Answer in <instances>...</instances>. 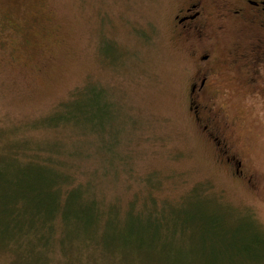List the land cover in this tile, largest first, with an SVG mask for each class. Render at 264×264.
<instances>
[{"label": "rangeland", "instance_id": "obj_1", "mask_svg": "<svg viewBox=\"0 0 264 264\" xmlns=\"http://www.w3.org/2000/svg\"><path fill=\"white\" fill-rule=\"evenodd\" d=\"M209 2L211 123L243 173L189 106L173 0H0V264H264V64L257 85L224 64L264 52V30ZM57 161L86 201L46 200Z\"/></svg>", "mask_w": 264, "mask_h": 264}, {"label": "flooded vegetation", "instance_id": "obj_2", "mask_svg": "<svg viewBox=\"0 0 264 264\" xmlns=\"http://www.w3.org/2000/svg\"><path fill=\"white\" fill-rule=\"evenodd\" d=\"M231 3L232 5H227L218 15L219 19L241 20L247 25L264 30V0H233ZM173 4L176 11L172 21L176 30L186 40L195 43L193 48L195 71L189 84V106L196 114L202 129L211 135L226 162L235 166L239 173H243L242 161L230 153L227 139L221 131L212 128L213 123H211L216 122V117L219 116L211 99L214 98L215 93L221 92L223 79L217 70L219 64H217L214 45L201 42L205 34L215 37L220 32L219 28L214 31L212 29L210 2L209 0H173ZM255 49L259 53L258 57L245 59L243 56L248 53L246 50L241 54L238 53L229 63H224L231 64L234 70L244 65L250 75L251 85L259 83L253 77V72L258 71V66L264 64L262 47L257 46ZM205 114H207L206 117Z\"/></svg>", "mask_w": 264, "mask_h": 264}, {"label": "trees", "instance_id": "obj_3", "mask_svg": "<svg viewBox=\"0 0 264 264\" xmlns=\"http://www.w3.org/2000/svg\"><path fill=\"white\" fill-rule=\"evenodd\" d=\"M103 91V90H102ZM101 93V92H100ZM77 97V96H76ZM73 100L75 101V97L73 94ZM72 100V101H73ZM72 102V106H67L68 109L66 112L70 113V117H66V120H69L73 116L74 111H82L83 114H85V111L79 108L75 110V107H73L78 102ZM74 103V104H73ZM102 111V108L98 107V113ZM100 123L101 121V115L97 117ZM98 122V123H99ZM109 130V125H108ZM68 162V161H67ZM69 163V162H68ZM66 163L65 161H57L55 164H60L59 166L63 168V171L65 174H62V177H58L57 179L51 181L49 188H46L45 196L47 197L46 200L51 202H57L59 200L65 201V203L69 204L72 202L77 203L78 201H86L89 198L88 193L78 192V188H81L83 186V180H80L78 173L76 172V165L74 163ZM62 171V172H63ZM53 182V183H52ZM197 189V187H195ZM199 188V187H198ZM202 189V192L204 194L207 192V187L204 185ZM155 188H152L154 190ZM97 200H93L92 202H96Z\"/></svg>", "mask_w": 264, "mask_h": 264}]
</instances>
